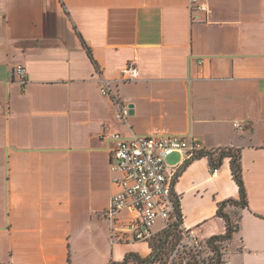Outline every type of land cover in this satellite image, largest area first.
<instances>
[{"label":"crops","instance_id":"obj_1","mask_svg":"<svg viewBox=\"0 0 264 264\" xmlns=\"http://www.w3.org/2000/svg\"><path fill=\"white\" fill-rule=\"evenodd\" d=\"M204 1L209 12L192 21L189 0H0V264L152 254L149 242L109 237L112 132L182 134L205 152H238L246 204L224 207L238 224L228 264H264V0ZM129 62L138 77L123 81ZM101 79L132 114L114 117ZM165 161L179 166L182 223L205 239L223 234L218 206L240 198L230 157Z\"/></svg>","mask_w":264,"mask_h":264},{"label":"built area","instance_id":"obj_2","mask_svg":"<svg viewBox=\"0 0 264 264\" xmlns=\"http://www.w3.org/2000/svg\"><path fill=\"white\" fill-rule=\"evenodd\" d=\"M188 8L192 21L201 19L209 8L204 0H189ZM12 74L24 84L26 72L22 65L13 67ZM121 80L130 81L138 77L134 62L127 63L121 70ZM99 91L109 96L116 106L114 117L125 119L128 106L121 104L111 88V82L101 79ZM246 121H234L235 128H244ZM113 142L110 148L109 168L117 173L114 181L118 189L112 194L103 216L109 225V237L114 241H138L152 244L166 231L176 232V238L168 237L164 252H159L162 264H228L227 253L231 238H202L182 223L179 196L173 190L178 174V165H168L166 157L178 152L183 162L202 155L204 147L197 138L182 134H131L119 132L103 135ZM222 149L209 150L215 155ZM217 174L216 167L212 175ZM127 210L130 217L122 221L120 213ZM161 226L155 230L157 221ZM232 233L238 230L237 222H232ZM170 240H173L170 242ZM161 251V250H159Z\"/></svg>","mask_w":264,"mask_h":264},{"label":"trees","instance_id":"obj_3","mask_svg":"<svg viewBox=\"0 0 264 264\" xmlns=\"http://www.w3.org/2000/svg\"><path fill=\"white\" fill-rule=\"evenodd\" d=\"M88 54L91 56L90 50L87 48L85 45ZM202 155H207L209 158V161L212 166H216L220 163L223 157L229 156L231 159L230 166H231V172L233 175V178L237 182L239 186V193H240V198L238 200H225L221 202L218 206L217 209V215L222 217L225 221V232L220 235H214L210 238H232V230H231V225H232V219L228 215V213L224 210V207L227 204H235L239 206H244L246 204V193H245V188L243 185V181L241 178V167H240V161H239V154L236 151L232 150H226V151H220L216 156H213L211 152H204ZM172 235V239L176 238L177 234L176 232H171V231H166L164 232L163 235H160L158 238V241L152 242L151 246L153 248V252L149 257H141L136 253H128L125 255L124 259L121 262H115L111 261L107 264H127L129 261H133L136 264H149L155 260L159 259V252H164L165 250V245L166 242H168V237ZM173 240H170L172 242ZM161 250V251H159Z\"/></svg>","mask_w":264,"mask_h":264},{"label":"water","instance_id":"obj_4","mask_svg":"<svg viewBox=\"0 0 264 264\" xmlns=\"http://www.w3.org/2000/svg\"><path fill=\"white\" fill-rule=\"evenodd\" d=\"M128 108H129V109H128V113H129V114H132V113H133L132 105L129 104V105H128Z\"/></svg>","mask_w":264,"mask_h":264}]
</instances>
